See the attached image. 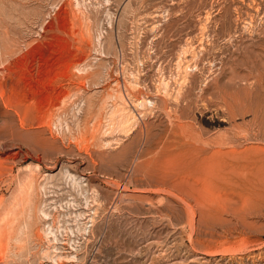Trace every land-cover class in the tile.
I'll return each mask as SVG.
<instances>
[{"label":"rangeland","instance_id":"1","mask_svg":"<svg viewBox=\"0 0 264 264\" xmlns=\"http://www.w3.org/2000/svg\"><path fill=\"white\" fill-rule=\"evenodd\" d=\"M238 1L0 0V264H264V0ZM119 92L152 102L128 136Z\"/></svg>","mask_w":264,"mask_h":264},{"label":"bare ground","instance_id":"2","mask_svg":"<svg viewBox=\"0 0 264 264\" xmlns=\"http://www.w3.org/2000/svg\"><path fill=\"white\" fill-rule=\"evenodd\" d=\"M238 1V0H237ZM242 1V0H241ZM221 2V1H220ZM247 2V1H246ZM253 4H254V2H253V0L251 1ZM256 2V1H255ZM261 2H263V1H261ZM237 3H239V1L237 2ZM243 3V2H242ZM251 3V4H252ZM219 4V3H218ZM241 4V3H240ZM247 4V3H246ZM251 4H250V7H251ZM244 5V4H243ZM262 5V4H261ZM256 6V5H255ZM254 6V7H255ZM237 7V6H236ZM239 7V6H238ZM237 7V8H238ZM264 7V6H263ZM252 8V7H251ZM260 8H262L261 6H260ZM248 9V8H247ZM256 9V8H255ZM258 9V8H257ZM256 9V10H257ZM236 10V9H235ZM241 10H242V8H241ZM238 11V10H237ZM239 11H240V9H239ZM245 11H248V10H245ZM236 12V11H235ZM263 12V11H262ZM227 13V12H226ZM245 13V12H244ZM243 13V14H244ZM247 13V12H246ZM246 13H245V15H246ZM238 14H239V12H238ZM241 14V13H240ZM249 14V13H248ZM257 14V13H256ZM255 14V15H256ZM261 14V13H260ZM251 15V14H250ZM257 15H259V14H257ZM208 16V15H207ZM241 16V15H240ZM252 16H254L253 14H252ZM236 17H237V15H236ZM243 17V16H242ZM249 17V16H248ZM260 17V16H259ZM238 18V17H237ZM246 18V17H245ZM256 18V17H255ZM254 18V19H255ZM257 18H258V16H257ZM208 19H209V17H208ZM244 19V18H243ZM242 18H241V20H243ZM251 19V18H250ZM238 20V19H237ZM256 20V19H255ZM254 20V21H255ZM263 20V19H262ZM212 21V20H211ZM244 21V20H243ZM250 21V20H249ZM259 21V20H258ZM257 21V22H258ZM261 21V20H260ZM236 23H237V21H236ZM259 23V22H258ZM264 23V22H263ZM245 24H247V23H245ZM238 25V24H237ZM257 25V24H256ZM255 25V26H256ZM259 25V24H258ZM204 27V26H203ZM251 27V26H250ZM248 28V27H247ZM257 28H258V26H257ZM203 29H205V28H203ZM236 29V28H235ZM254 29V28H253ZM250 30V29H249ZM252 31V30H251ZM257 31V30H256ZM253 32V31H252ZM252 32H250V33H252ZM203 33V32H202ZM249 33V34H250ZM256 33V32H255ZM263 33V32H262ZM204 34V33H203ZM253 34V33H252ZM203 36H206V35H203ZM261 36V34L259 35V37ZM258 36H256L255 38H257ZM262 37V36H261ZM260 37V38H261ZM264 37V36H263ZM254 38V39H255ZM241 39H242V37H241ZM246 39H248V38H246ZM242 41V40H241ZM263 41V40H262ZM260 42H261V40H260ZM238 43V42H237ZM243 43V42H242ZM255 43V42H254ZM259 43V42H258ZM256 44H257V42H256ZM229 45V44H228ZM237 45V44H236ZM259 45H261V44H259ZM205 46V45H204ZM227 46V45H226ZM262 46V45H261ZM241 47V46H240ZM259 47V46H258ZM263 47H264V44H263ZM241 49V48H240ZM242 49H245V48H242ZM242 49H241V51H242ZM256 49V48H255ZM232 50V49H231ZM246 50V49H245ZM236 51V50H235ZM255 51V50H254ZM257 51V50H256ZM203 52V51H202ZM225 52V51H224ZM193 53V52H192ZM249 53V52H248ZM251 53V52H250ZM255 53V52H254ZM238 54V53H237ZM243 54V53H242ZM245 54H247V53H244V56L243 57H245ZM197 55V54H196ZM229 55V54H228ZM250 55V54H249ZM247 56H248V54H247ZM252 56V55H251ZM255 56H257V55H255ZM259 56V55H258ZM257 56V57H258ZM222 57H223V54H222ZM246 58V57H245ZM253 58H255V57H253ZM252 58V59H253ZM258 58H260V57H258ZM187 59V58H186ZM224 59V58H223ZM256 60H257V58H255ZM196 60V59H195ZM247 60H250V58L249 59H247ZM183 61V60H182ZM190 61V60H189ZM194 61V60H193ZM238 61V60H237ZM251 61V60H250ZM260 61V60H259ZM191 62V61H190ZM197 62V61H196ZM225 62H226V60H225ZM236 62V61H235ZM194 63V62H193ZM228 63V62H227ZM196 64V63H195ZM224 64H226V63H224ZM178 65H179V63H178ZM239 65V64H238ZM250 65H252L251 63H250ZM185 66V65H184ZM224 66V65H223ZM192 67V65H190V64H187L185 67H184V70H183V73H181V74H183V77H182V81L180 82L179 81V85H180V87H179V92H178V94L180 95V94H182V91H183V89H184V87H185V85L187 84V81H188V79H189V74H190V68ZM196 67V66H195ZM231 67V66H230ZM239 67H241V66H239ZM180 68V67H179ZM79 70V69H78ZM231 70H233V69H231ZM230 70V71H231ZM249 70H250V68H249ZM253 71V70H252ZM254 71H255V69H254ZM238 72V71H237ZM250 72V71H249ZM236 73V72H235ZM192 74V73H191ZM262 74H264V73H262ZM238 75V74H237ZM229 76V75H228ZM232 76V75H231ZM260 76V75H259ZM233 77H234V74H233ZM232 77V78H233ZM238 77V76H237ZM232 78H231V80H232ZM235 78H236V76H235ZM259 78V77H258ZM234 79V78H233ZM256 79V78H255ZM263 79V78H262ZM237 80V79H236ZM240 80H241V78H240ZM258 80V79H257ZM191 82V81H190ZM231 82H233V81H231ZM259 82V81H258ZM162 83V82H161ZM169 82H166V81H163V85L165 86V88L167 89L168 88V86H169V84H168ZM178 83V82H177ZM130 84V87L131 88H133V89H135V88H138V85H136V84H132V83H129ZM189 84V83H188ZM191 84V83H190ZM225 85V84H224ZM259 85V84H258ZM256 86V85H255ZM264 86V85H263ZM218 88V87H217ZM165 89V90H166ZM220 89H221V86H220ZM223 90V89H222ZM251 90V89H250ZM258 90V89H257ZM184 92V91H183ZM223 92L225 93L226 92V89H225V91L223 90ZM222 93V92H221ZM218 94V93H217ZM220 94V93H219ZM223 94V93H222ZM185 95H187V94H185ZM220 96V95H219ZM222 96V95H221ZM220 96V97H221ZM127 97H128V95H127ZM126 96H125V94L124 93H122V92H119L117 95H116V98H117V103H116V109L112 112V115L113 116H111V119H109V120H111L110 121V123L108 124V129L105 131L108 135H110V134H112L114 131H119V132H122V133H124L125 135H130V134H132L133 133V131L135 130V127H136V125H137V123H138V119H137V116L133 113V111L131 110V106H130V102L129 101H131V103L133 104V106L134 107H136V108H146V109H150L149 107H151L150 105H152V102H148V100L146 99V98H143V99H134L135 98V96L133 95L132 97L131 96H129V98H127ZM180 97V96H179ZM183 97V96H182ZM232 97H234V96H232ZM181 98V97H180ZM221 98H223V96L221 97ZM235 98H236V96H235ZM183 99V98H182ZM179 100V99H178ZM184 100V99H183ZM227 101V100H226ZM225 101V102H226ZM236 101H237V99H236ZM238 101H240V99H239V97H238ZM237 101V102H238ZM242 103H244L245 104V102L244 101H241ZM228 103V102H227ZM235 103V102H234ZM233 103V104H234ZM239 103V102H238ZM237 103V104H238ZM190 104V103H189ZM225 104V103H224ZM244 104H241L242 106H244ZM178 105H180V103L178 104ZM232 105V104H231ZM235 106H236V104H234ZM238 106H240V104H238ZM181 107V106H180ZM227 107V106H226ZM231 109H232V111L231 112H233L234 113V111H233V106H231L230 107ZM236 108V107H235ZM239 108H241V106L239 107ZM230 109V110H231ZM238 109V108H237ZM236 109V110H237ZM167 110V109H166ZM185 110V109H184ZM202 110H203V108H202ZM246 110L248 111L249 109H244V111H245V113H246ZM149 111V110H148ZM210 111V110H209ZM183 112V111H182ZM185 112V111H184ZM236 112V111H235ZM243 112V111H242ZM249 112V111H248ZM247 112V113H248ZM168 113H169V111H168ZM215 112H213V113H211V114H214ZM220 113V112H219ZM223 114H224V112H222ZM254 113H256V112H254ZM210 114V115H211ZM216 114L218 115V112L217 113H215V116H216ZM221 114V113H220ZM222 114V115H223ZM226 114V113H225ZM225 114H224V118H225ZM234 114H236V113H234ZM240 115H242L241 113H239ZM243 114H244V112H243ZM140 115V114H139ZM142 115V114H141ZM207 115V114H206ZM211 116H213V115H211ZM227 116V115H226ZM230 117H231V115H229ZM256 116H258V115H256ZM261 116V115H260ZM115 117H118L117 119L115 118ZM210 117V116H209ZM217 117V116H216ZM212 119V118H211ZM217 119H219V118H217ZM222 119V118H221ZM255 119V118H254ZM215 120V119H214ZM231 120V119H230ZM179 121V120H178ZM253 122V121H252ZM261 122V121H260ZM256 123V122H255ZM252 124V123H251ZM260 125V124H259ZM261 125H262V123H261ZM180 126H181V124H180ZM249 126V125H248ZM252 126V125H251ZM180 128V127H179ZM242 128V127H241ZM240 128V129H241ZM177 129V128H176ZM172 131V130H171ZM260 132V131H259ZM179 134V133H178ZM148 137V136H147ZM176 137V136H175ZM149 139V138H148ZM190 139V138H189ZM225 139V138H224ZM150 140V139H149ZM227 140V139H226ZM223 142V141H222ZM149 143V142H148ZM218 143V142H217ZM224 143H226V142H224ZM220 144H223V143H220ZM194 145V144H193ZM191 148V147H190ZM219 148V147H218ZM193 149V148H192ZM197 149V148H196ZM221 149V148H220ZM188 150V149H187ZM198 150V149H197ZM201 150V149H200ZM196 153V152H195ZM161 154V153H160ZM197 154H198V152H197ZM199 154H201V153H199ZM173 155V154H172ZM192 155V154H191ZM157 158V157H156ZM155 158V159H156ZM168 159V158H167ZM177 159V158H176ZM211 159V158H210ZM174 160V159H173ZM172 160V161H173ZM181 160V159H180ZM203 160V159H202ZM201 160V161H202ZM206 159H204L203 160V162L205 161ZM165 161V160H164ZM166 161H168V160H166ZM200 161V159H198L197 157H194V156H192V157H190V159H188V160H182V161H179V163L178 164H181V167L182 168H184V169H182V168H180V169H182L183 171H184V173H189V174H192V175H196V177H198L197 179V181H196V179H194V182L196 181L197 183H192V181H191V184L188 182V180L187 181H185V179H182L183 181H180V180H174V181H176V182H174V183H172L171 182V184H172V186H174V187H178V185L180 184V182H182L181 184H183L184 183V181L185 182H187V183H184L185 185H183L184 186V190H185V192L183 193V195L184 194H187L186 196L187 197H191V198H193L194 200L193 201H195L197 204L200 202L201 204H203L202 202H204L208 197H210L209 196V194L212 192V189H214L215 188V185L213 186V181L212 180H209L208 179V177H207V175L206 176H204V177H200V175L201 174H203V173H205V174H211V172H213L214 171V168H215V166L216 165H214V162H209L208 161V159H207V161L205 162V163H203V162H201ZM149 162H151V161H149ZM217 162V161H216ZM169 163V162H168ZM177 163V162H176ZM151 164V163H150ZM170 164V163H169ZM177 164V165H178ZM166 165V164H165ZM164 165V166H165ZM160 166V165H159ZM172 166H173V164H172ZM178 166H180V165H178ZM170 167V166H169ZM149 168V167H148ZM158 168H160V167H158ZM163 168V167H162ZM172 168V167H171ZM176 169H177V166H176ZM175 169V170H176ZM179 169V168H178ZM151 170H152V168H151ZM150 170V171H151ZM158 170V169H157ZM171 170V169H170ZM169 170V171H170ZM174 170V169H173ZM160 171H162V170H160ZM181 171V170H180ZM180 171H176V172H180ZM224 171V170H223ZM155 172V171H154ZM218 172V171H217ZM231 172V171H230ZM149 173V172H148ZM151 173V172H150ZM156 174V173H155ZM176 174V173H175ZM183 174V173H182ZM171 175V174H170ZM181 175V174H180ZM214 175V174H213ZM225 175V174H224ZM228 175V174H227ZM166 176V175H165ZM186 175L184 174V177H185ZM187 176H189V175H187ZM186 176V177H187ZM191 176V175H190ZM164 177V176H163ZM185 177V178H186ZM195 176H193V178H196ZM222 177V176H221ZM226 177V176H225ZM183 178V177H182ZM162 179V178H161ZM166 179V178H165ZM172 179V178H171ZM181 179V178H180ZM200 179V180H199ZM218 179V178H217ZM241 179V178H240ZM173 180V179H172ZM221 180V182L223 183V180L224 179H220ZM225 180H228L227 178L225 179ZM160 181H163V180H160ZM199 181V182H198ZM230 183H232L233 181L231 180H228ZM165 182H166V180H165ZM164 182V183H165ZM178 182H179V184H178ZM227 182V181H226ZM225 182V183H226ZM215 183V182H214ZM244 183V182H243ZM241 184V185H244V184ZM249 183V182H248ZM178 184V185H177ZM237 184V183H236ZM31 185V183H26V184H24L23 186H20L19 187V194H20V197H21V195L23 194V193H25V192H27V191H29L30 190V186ZM219 185V184H218ZM235 185V184H234ZM180 186H182V185H180ZM182 186V187H183ZM220 186H221V184H220ZM231 186V185H230ZM245 186H246V184H245ZM244 186V187H245ZM214 187V188H213ZM218 187V186H217ZM232 188H234V186H231ZM241 187V186H240ZM179 189H180V187H178ZM230 188V187H229ZM231 188V189H232ZM173 189H175V188H173ZM178 189V190H179ZM216 189V188H215ZM225 189V188H224ZM235 189H236V186H235ZM245 189H247L248 190V188H245ZM175 190H177V189H175ZM181 190V189H180ZM180 190H179V192H180ZM183 190V191H184ZM239 190V189H238ZM237 190V191H238ZM242 191H244V189H241ZM226 191V190H225ZM246 191V190H245ZM252 191V190H251ZM173 192V191H172ZM241 192V191H240ZM263 192V191H262ZM247 193V192H246ZM246 193H242L241 194V196L240 197H242L243 196V194H245L246 195ZM176 194H177V192H176ZM180 194H182V191H181V193ZM214 194H215V192H214ZM238 194L239 193H237V196H238ZM248 194V196H249V192L247 193ZM244 195V196H245ZM185 196V195H184ZM243 196V197H244ZM187 197H183V199H184V201L186 200L187 201ZM225 197V196H224ZM242 197V198H243ZM182 198V197H181ZM211 198V197H210ZM213 198V197H212ZM227 198H229V197H227ZM245 198V199H244ZM243 199H241L240 198V200H241V202H243L244 201V203H245V201H247V195H246V197H244ZM179 199V198H178ZM182 199V200H183ZM188 199H190V198H188ZM230 199V198H229ZM229 199H227V202H229ZM234 199V198H233ZM249 199V198H248ZM181 200V199H180ZM211 200V199H210ZM214 200H216V198L214 199ZM236 200V199H235ZM250 200H251V197H250ZM21 202V199L19 198V200L17 201V202ZM22 201H23V199H22ZM190 201H191V199H190ZM208 201H209V198H208ZM223 201V200H222ZM226 201V200H225ZM230 201H231V199H230ZM17 202H15L14 204H12V206H11V208L8 210V212L3 216V218H1L2 219V221L3 220H5V219H7V218H9V217H7L11 212H12V210H13V208H15L16 206H17ZM182 202V201H181ZM189 202V201H188ZM235 202V201H234ZM184 204H185V202H183ZM195 203V204H196ZM199 203V204H200ZM205 203V202H204ZM208 203V202H207ZM218 203H220V202H218ZM224 203V202H223ZM237 203V202H236ZM247 203V202H246ZM245 203V204H246ZM249 203V202H248ZM199 204H198V206H199ZM188 205V204H187ZM204 205V204H203ZM205 206V205H204ZM17 209V208H16ZM15 211H13V213H14ZM12 216V215H11ZM1 221V220H0ZM4 222V221H3ZM41 235H43V234H41ZM40 236V235H39ZM43 237H44V235H43Z\"/></svg>","mask_w":264,"mask_h":264}]
</instances>
